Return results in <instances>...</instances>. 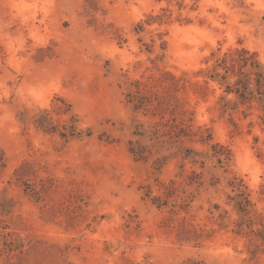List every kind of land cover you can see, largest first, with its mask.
I'll use <instances>...</instances> for the list:
<instances>
[{"label":"rangeland","instance_id":"374dc122","mask_svg":"<svg viewBox=\"0 0 264 264\" xmlns=\"http://www.w3.org/2000/svg\"><path fill=\"white\" fill-rule=\"evenodd\" d=\"M240 49L264 66V0H0V264H264L234 208L264 230V106L211 77Z\"/></svg>","mask_w":264,"mask_h":264},{"label":"trees","instance_id":"16d2710c","mask_svg":"<svg viewBox=\"0 0 264 264\" xmlns=\"http://www.w3.org/2000/svg\"><path fill=\"white\" fill-rule=\"evenodd\" d=\"M217 68H221L223 70V73L215 72L214 76L211 77L225 86L226 93H234L241 104H247L252 100H256L264 106V66L260 65L255 60V53L250 54L245 49L235 50L234 52L227 53L223 57L216 60V66L214 71ZM229 75L236 77V80L232 84H227L226 82ZM129 102L133 104V111H139L145 106V103L142 102L140 98H138L135 94H129ZM36 122L39 128L44 129L50 126V123L44 118L37 120ZM167 126L169 127V133L167 134L169 136L170 144H177L182 136H188L186 134H182V136L179 134L181 130L179 132L177 131L180 129L177 124H168ZM151 128L152 129L150 130L138 129L133 132V135L139 136L140 138L147 136L153 144L165 145V142L160 140L161 134L160 130L158 129V126H153ZM172 131L173 133L171 134ZM60 135L63 138H66V134ZM128 145L130 153L134 156L136 160H147L151 155V149H148L146 146L142 145L140 140H130ZM212 148L213 150H215L216 145ZM173 155L175 154H160L156 161L153 162L156 167L155 169H160ZM182 158L184 160H188L192 164L200 163L204 165L205 160L201 161V159H208L209 156L195 149L187 148L186 150L184 149V154H182ZM218 162L222 163L221 160H219ZM182 174V172L179 173L178 177H183L184 175ZM186 177L187 179H191L189 176ZM241 186V184H238L237 189L240 192L237 193L236 197L234 198V208L240 215V219L237 225L239 229L238 231L239 233H241V231L243 230L242 227L244 226L245 234L247 236H250L249 241L251 247L257 248V245H255L252 239L256 236H259L264 239V230H253L251 228V225L254 224V221L250 216L252 212L251 203L246 197L245 191L240 190ZM161 187L163 188L164 197L153 196L150 198V192H147V190L145 194L146 197L151 200L152 204L157 205L158 207H176L177 201L169 200V198L174 194V190L172 189V187H168L164 184H161Z\"/></svg>","mask_w":264,"mask_h":264}]
</instances>
